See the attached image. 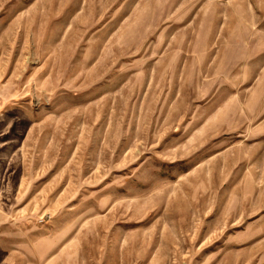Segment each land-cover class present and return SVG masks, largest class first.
Instances as JSON below:
<instances>
[{
  "label": "rangeland",
  "instance_id": "obj_1",
  "mask_svg": "<svg viewBox=\"0 0 264 264\" xmlns=\"http://www.w3.org/2000/svg\"><path fill=\"white\" fill-rule=\"evenodd\" d=\"M0 264H264V0H0Z\"/></svg>",
  "mask_w": 264,
  "mask_h": 264
}]
</instances>
